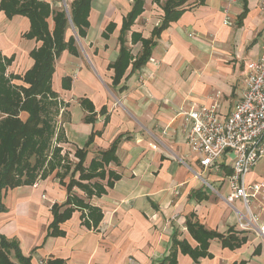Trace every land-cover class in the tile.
<instances>
[{
  "label": "crops",
  "instance_id": "1",
  "mask_svg": "<svg viewBox=\"0 0 264 264\" xmlns=\"http://www.w3.org/2000/svg\"><path fill=\"white\" fill-rule=\"evenodd\" d=\"M40 1L50 6L52 33L57 13H66L65 42L74 38L77 48L61 53L52 76L67 168L2 191L0 236L16 241L30 264H173L172 253L174 264H264L263 235L238 226L234 208L247 214L243 202L225 200L233 155L218 170L204 169L187 142L192 107L217 105L226 119L242 98L249 64L264 53L258 0H172L180 14L159 32L169 0H142L128 28L136 0H91L84 37L71 16L76 0H65L68 10ZM30 29L29 17L0 10V51L14 57L11 74L34 66L31 52L43 42L28 38ZM146 40L148 58L136 64ZM255 167L247 184L264 179ZM212 170L219 175L208 182L202 174ZM55 206L60 214L73 209L61 235H49ZM250 207L264 226V190ZM188 220L227 240L209 239L205 249ZM174 242L206 255L194 258Z\"/></svg>",
  "mask_w": 264,
  "mask_h": 264
},
{
  "label": "trees",
  "instance_id": "2",
  "mask_svg": "<svg viewBox=\"0 0 264 264\" xmlns=\"http://www.w3.org/2000/svg\"><path fill=\"white\" fill-rule=\"evenodd\" d=\"M91 0H76L71 8V16L78 34L85 36V29L90 11ZM142 0H136L133 11L125 20L127 28L131 25L141 10L138 9ZM181 4V3H180ZM178 3L169 0L166 7V19L159 32L168 25V21L177 18L179 11L176 10ZM0 10L8 17L24 15L29 17L31 29L26 34L28 38H35L42 41L40 48L31 52L35 61L32 69L23 76L7 74V70L14 61V57L8 58L0 51V205L2 191L7 188H16L22 185H33L40 179L51 175L58 168H67L63 164L65 158L59 153L61 148L56 149L52 158L48 159L54 126L52 125V107L59 106L58 94L52 89V76L55 71V61L65 49L76 53L75 39L71 38L65 42V32L68 25L66 13L62 10L56 15V29L52 33L49 30L47 18L51 14L48 4L40 0H2ZM151 41H144L146 55L136 64L146 62ZM138 65V66H139ZM13 81H22L28 86H18ZM22 114H27L23 119ZM110 153H113L112 151ZM108 157V154H105ZM55 159H57L55 161ZM47 165V166H45ZM41 174V178H39ZM69 203V202H67ZM84 208H91L84 202H79ZM60 206L53 208L54 220L51 223L49 235L63 234L58 226L70 218L73 209L59 212ZM189 221V220H188ZM188 223L191 234L201 242L207 249L206 241L222 235L209 232L198 223ZM230 240H233L230 238ZM239 243L236 245L238 246ZM174 246H180L181 250L189 253L194 258L205 256L206 253L193 250L187 244L174 242ZM234 247V246H233ZM14 252V253H13ZM11 257L15 258L14 262ZM170 263H175V254L170 255ZM0 264H30L29 259L24 257L16 241H9L6 237L0 236Z\"/></svg>",
  "mask_w": 264,
  "mask_h": 264
},
{
  "label": "built area",
  "instance_id": "3",
  "mask_svg": "<svg viewBox=\"0 0 264 264\" xmlns=\"http://www.w3.org/2000/svg\"><path fill=\"white\" fill-rule=\"evenodd\" d=\"M60 3L65 10V0H49ZM264 14V0H258ZM227 23L230 18L227 17ZM217 105L192 107L187 113L190 120L187 142L200 158L204 169H219V161L233 155V171L229 176L232 193L225 198L231 206L241 200L247 214L234 208L242 229L258 230L264 237V226L251 211V202L264 190V179L247 184L246 179L258 161L264 158V53L249 64L244 79L240 101L226 119L217 115Z\"/></svg>",
  "mask_w": 264,
  "mask_h": 264
},
{
  "label": "rangeland",
  "instance_id": "4",
  "mask_svg": "<svg viewBox=\"0 0 264 264\" xmlns=\"http://www.w3.org/2000/svg\"><path fill=\"white\" fill-rule=\"evenodd\" d=\"M7 74L8 75L11 74V71H10L9 68L7 70ZM13 83H15V84H21V85L23 84L21 81L20 82H18V81L17 82H14L13 81ZM18 86H20V85H18ZM61 113H62V107L60 105L59 106L57 105L55 107H52V121H51V123L54 126L53 127L54 128V135H53L52 142H51V146H50V150H49V153H48V159L49 160L52 158L53 154L56 153V149L57 148H60L59 147V137L57 136V133H59L58 132V131H60L59 130V126H60V124L63 121V120H61V117H60L61 116ZM21 116H22L23 119H26L28 115L27 114H22ZM63 119H64V115H63ZM59 156H61V158H65L64 161H62L63 164H65V162H66V155L61 151L59 153ZM56 160L57 159H55V161ZM45 166H47V165H45ZM254 171L257 173V175L264 174V158H262L260 161H258V163L256 164V167H255ZM41 174L42 173H40V176H39L38 179L41 178ZM212 175H219V174H217L215 171L212 170V171L204 172L202 174V177L205 180H207L208 182H212V178H213ZM216 185L217 184H215V186ZM217 187H218V185H217ZM222 192L225 194L226 193V190H222ZM218 199H219V197H216V200H218ZM242 212H245V211H242ZM238 226H239V224H238ZM244 230H246V229H244Z\"/></svg>",
  "mask_w": 264,
  "mask_h": 264
}]
</instances>
